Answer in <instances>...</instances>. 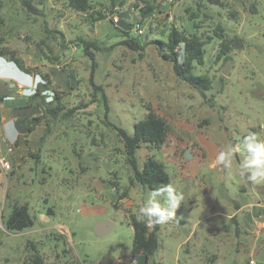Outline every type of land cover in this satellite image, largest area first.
Instances as JSON below:
<instances>
[{
    "label": "rangeland",
    "instance_id": "rangeland-1",
    "mask_svg": "<svg viewBox=\"0 0 264 264\" xmlns=\"http://www.w3.org/2000/svg\"><path fill=\"white\" fill-rule=\"evenodd\" d=\"M146 1L157 9L141 21L139 9ZM198 1L209 14L199 12L197 20H203L199 31L212 33L221 22L231 47L228 58L219 59V39L206 44L204 63L194 69L212 80L205 94L179 79L172 62L163 59L150 41L164 39L160 35L170 26L192 31L188 11H197ZM114 3L91 0L92 8L83 13L68 7L66 0H42L32 12L19 0H0V48L15 51L34 69L22 85L25 91L14 94L15 103L26 106L40 83L45 85V102L53 90L61 101L58 116L48 118L43 140L39 142L45 122L32 133L35 140L29 152H38L39 157L27 153L18 167L1 169L0 264H21L29 241L36 243L45 264H138L129 259L133 237L129 214H139L151 203L170 209L176 194L183 199L172 219L160 224L158 248L147 264L245 263L243 249L248 247L255 249L257 264H264V232L256 224L264 215L257 203V193L264 199V180H249L251 173L242 168L244 138L255 133L264 141V0ZM95 10L107 18L93 21ZM137 25L142 33L136 32ZM120 29L130 30L144 49L126 46ZM79 37L97 41L100 49L91 48L94 61L74 42ZM38 73L46 74L48 81ZM0 79L14 92L19 90L13 78ZM149 107L165 118L170 134L161 147L142 144L136 156L140 164L147 156L159 159L173 193L128 181L130 170L117 127L131 134ZM23 112L41 114L36 105ZM0 143V160L13 163L7 143ZM229 149L230 157L220 162V153ZM126 188L128 196L119 199ZM16 201L27 203L36 219L32 227L10 232L3 222ZM237 202L242 206L238 218L248 233H238L228 215ZM49 208L53 215L46 214ZM101 221L113 225L98 236L93 226Z\"/></svg>",
    "mask_w": 264,
    "mask_h": 264
},
{
    "label": "trees",
    "instance_id": "trees-1",
    "mask_svg": "<svg viewBox=\"0 0 264 264\" xmlns=\"http://www.w3.org/2000/svg\"><path fill=\"white\" fill-rule=\"evenodd\" d=\"M19 1L27 11L32 12H37L38 9L36 4L42 2V0ZM111 1L112 5H115L114 0ZM215 2H218V0H215ZM66 4L68 7L83 13L89 12L92 8L91 0H66ZM202 7L203 3L198 1L196 8L197 11H188L189 18L193 20L192 31L189 32L186 29L180 30L175 26H170L165 35H160L161 37L165 36L164 39L154 38L150 41L155 45L158 54L163 59L172 62L174 72L179 79L196 88L201 94H205V91L212 87V80L207 74L194 73V69L196 65L204 63L206 44L210 43L215 38L219 39V51L217 55V58L219 59L222 57L227 59L231 47L221 22L216 23L211 30L212 33L199 31L202 27L201 23L203 22V20H197L198 16H200L199 12H202L205 17L209 16L208 13L202 10ZM156 9L157 5L150 1H146L145 5L139 9L141 21L154 15ZM94 13L95 15L91 14L93 21H99L108 16L105 12H101L100 10H95ZM230 14L234 16V13L231 12ZM111 21H113V19ZM120 30L124 33L125 39L122 42L126 46L134 50L144 49V44L139 43L134 37L130 36V30ZM77 41L74 42L79 45L81 51L89 55L94 61V54L93 51H91V48L97 50L100 49L97 41L85 40L81 37H79ZM0 56L7 57L9 61H13L21 71L27 74H31L34 70L27 66L23 59L15 54V51H11L6 47L0 48ZM39 75L43 78V81H48L46 74ZM43 88L45 89L44 83H40L38 87H35L33 94L28 97L30 102H27L26 105V107H29V105H36L41 110V114L38 116L25 115L19 120L26 134L31 133L40 123L45 122V129L40 136L39 142L45 137V132L50 125L48 124V118L57 117L59 114L58 112L61 109V101L58 92L53 90L51 100L45 102V96L42 94ZM95 88L97 90H102L98 86ZM102 95L104 96V93H102ZM39 97L42 98V102L35 101ZM0 99H2V97H0ZM117 131L123 144L125 162L130 170L128 176L129 184H139L145 188L156 191L166 189L169 186L170 176L165 170L163 163L154 156H147L140 164L136 156V151L142 146V144H146L151 148H158L166 142L170 134V127L165 118L149 107L145 117L134 123L133 132L131 134L120 127H117ZM38 146L40 148V143ZM29 156L36 158L39 157V154L38 152L33 153V151H30ZM113 184L114 186H117V183L113 182ZM127 196L128 189L126 188L119 194L118 198L121 199ZM9 206L10 212L3 222L6 230L10 232L23 231L34 225L36 217L34 214L30 213L29 205L27 203L19 204L16 201ZM144 206L146 205H143V207ZM140 210L139 214H129L130 226L133 233L131 256L136 259L138 264H147L150 256L153 255L158 248V230L161 223H154L156 217L150 218L147 215L142 214ZM53 213L54 210L52 208H49L46 211L47 215H53ZM29 245L30 248L27 247L29 253L21 264H45L36 243L29 241ZM154 264L163 263L156 262Z\"/></svg>",
    "mask_w": 264,
    "mask_h": 264
},
{
    "label": "crops",
    "instance_id": "crops-1",
    "mask_svg": "<svg viewBox=\"0 0 264 264\" xmlns=\"http://www.w3.org/2000/svg\"><path fill=\"white\" fill-rule=\"evenodd\" d=\"M16 75H19L17 76L18 77L17 79L15 78ZM0 77L3 79H6V77L7 78L11 77L13 78L14 82H17L19 90L15 91V96L16 94L18 96V94H22L25 91V89L23 88L24 86L23 84L26 83L29 75L22 72L20 69H18V67L14 64V62L9 61L5 59L4 57L0 56ZM15 96L0 99V140H3L4 143H7L8 151L10 152L13 163L10 162V160H7V159L5 160L9 161L10 165H13L14 168L18 167L21 163V160L27 157V153L29 154V147L31 146V144H33L35 140V136L32 133L33 131L36 130L35 128L31 133H27V134L24 132L19 120L25 115H28L23 112V110L27 107L23 105L22 103H17V102L15 103L14 101ZM12 119L15 120V128L19 131V135L16 137L14 143H9L8 140L6 139V136H12L15 133L11 128H8L6 130L4 125L6 124L8 120H12ZM31 134H32V137H31ZM1 171L2 170L0 168V172ZM241 190L243 191V193H247L246 189L241 188ZM257 197L258 199H260L259 201H257V203L261 205L262 209H264V199L262 197L260 198L258 193H257ZM241 207H242L241 204L237 202L235 205L234 212L229 213L228 215L231 217V221L235 223L236 231L238 233L242 231H245L246 233H248L247 232L248 230L244 228L242 221L240 220V218H238V214L241 210ZM263 214H264V211H263ZM256 224L258 225L259 231L264 232V215L261 216L259 219L256 218ZM254 250L253 249L250 250L249 247L248 249H243V253L245 252L244 254L247 255V259L245 263L236 259L238 264H257L256 259H255L256 254L253 252ZM249 252L251 254H249Z\"/></svg>",
    "mask_w": 264,
    "mask_h": 264
},
{
    "label": "clouds",
    "instance_id": "clouds-1",
    "mask_svg": "<svg viewBox=\"0 0 264 264\" xmlns=\"http://www.w3.org/2000/svg\"><path fill=\"white\" fill-rule=\"evenodd\" d=\"M4 127L6 130L11 128L14 131V135L6 136L9 143H14L16 137L19 135V131L15 128V120H8ZM242 144V151L246 153L242 168L251 173L248 179L253 182L264 180V141H260L255 133H251L244 138ZM231 151L232 150L229 149L227 152H221L218 160L224 162L230 157ZM241 175L243 176L244 173L241 172ZM167 191L173 193L174 189H172L171 186H168ZM182 199V195L176 194L171 197L170 209H164L159 204L151 203V206L146 205L141 208L140 211L142 214H145L150 218L156 217L154 223H165L172 219L174 216V210L178 208Z\"/></svg>",
    "mask_w": 264,
    "mask_h": 264
},
{
    "label": "water",
    "instance_id": "water-1",
    "mask_svg": "<svg viewBox=\"0 0 264 264\" xmlns=\"http://www.w3.org/2000/svg\"><path fill=\"white\" fill-rule=\"evenodd\" d=\"M11 94V90L7 88V84L0 81V97H9V95ZM185 157L187 159L191 158V152L189 149H186L185 151ZM113 223L111 221H101V222H97L94 226H93V231L96 235L98 236H102L105 235L106 233L109 232V230L111 229Z\"/></svg>",
    "mask_w": 264,
    "mask_h": 264
},
{
    "label": "built area",
    "instance_id": "built-area-1",
    "mask_svg": "<svg viewBox=\"0 0 264 264\" xmlns=\"http://www.w3.org/2000/svg\"><path fill=\"white\" fill-rule=\"evenodd\" d=\"M114 20H117V19L114 18ZM136 32L142 33V29H141L140 25L136 26ZM9 150H11V149H9ZM0 168L2 170L8 171L11 168V165H10L9 161L2 159V160H0ZM2 212H3V205L0 203V224H1ZM129 259H130V263L136 262V259L132 256H130Z\"/></svg>",
    "mask_w": 264,
    "mask_h": 264
},
{
    "label": "flooded vegetation",
    "instance_id": "flooded-vegetation-1",
    "mask_svg": "<svg viewBox=\"0 0 264 264\" xmlns=\"http://www.w3.org/2000/svg\"><path fill=\"white\" fill-rule=\"evenodd\" d=\"M0 81H2V80L0 79ZM2 82L6 83L5 81H2ZM7 88L11 90V94L9 95V97L13 96L15 94V92L11 89V86L9 84H7ZM2 98H7V96L6 97H2Z\"/></svg>",
    "mask_w": 264,
    "mask_h": 264
}]
</instances>
